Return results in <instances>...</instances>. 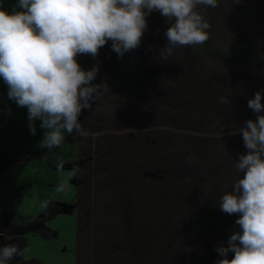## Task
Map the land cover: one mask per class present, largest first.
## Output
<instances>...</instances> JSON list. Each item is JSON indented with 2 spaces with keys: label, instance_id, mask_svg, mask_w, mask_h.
Segmentation results:
<instances>
[{
  "label": "trees",
  "instance_id": "obj_1",
  "mask_svg": "<svg viewBox=\"0 0 264 264\" xmlns=\"http://www.w3.org/2000/svg\"><path fill=\"white\" fill-rule=\"evenodd\" d=\"M195 10L211 25L209 39L177 46L167 59L160 50L167 44L169 22L159 11L146 17L147 30L136 49L119 56L108 41L97 57H76L85 71L98 67L92 84H104L97 101L82 109L79 117L86 133L101 136L95 148L77 140L76 264H159L169 247H180L169 240V234L191 213L203 210L206 215L200 226L209 233L195 239L196 245L180 264H203L219 256L214 259L218 261L224 257L216 249L227 247L228 240L216 233L225 229L232 235L240 229L235 223L239 214H221L220 206H215L214 198L206 199L201 187L204 181H227L233 169L236 174L235 164L247 151L240 127L264 115L248 107L257 91L262 92L264 104V23L260 21L264 0H217V7L198 5ZM225 28L247 35L237 44L222 45L214 37ZM97 107L123 111L93 118ZM133 134L139 135L135 142L130 138ZM99 193L101 204L94 207L109 214L111 229L105 228L104 237L114 239V227L121 231L112 242L115 254L107 258L98 250L93 256L83 252L80 238ZM63 212V207L50 205L34 223L36 233L52 239L43 225ZM4 223L5 218H0V226ZM18 231L10 238L0 237V247L14 244L26 249L27 239ZM120 251H128L129 257L118 259ZM233 256L229 252L227 258ZM8 264L42 263L18 255Z\"/></svg>",
  "mask_w": 264,
  "mask_h": 264
},
{
  "label": "clouds",
  "instance_id": "obj_2",
  "mask_svg": "<svg viewBox=\"0 0 264 264\" xmlns=\"http://www.w3.org/2000/svg\"><path fill=\"white\" fill-rule=\"evenodd\" d=\"M198 5L214 8L217 0H18V11L0 8V78L8 97L27 108L32 135L35 121H41L46 148L60 146L65 133L86 135L78 117L97 101L104 84H92L98 67L83 70L77 55L95 58L108 41L119 56L136 49L153 11L169 22L163 59L177 46L204 44L211 25L195 10ZM261 101L257 91L248 107L262 113ZM239 132L247 150L235 164L242 177L219 206L226 214H239L240 231L229 237L227 247L216 249L224 257L216 264H264V115L247 120ZM25 251L14 244L0 247V264Z\"/></svg>",
  "mask_w": 264,
  "mask_h": 264
},
{
  "label": "rangeland",
  "instance_id": "obj_3",
  "mask_svg": "<svg viewBox=\"0 0 264 264\" xmlns=\"http://www.w3.org/2000/svg\"><path fill=\"white\" fill-rule=\"evenodd\" d=\"M17 2L18 0H0V8L9 13L18 11ZM260 21L264 23V16L260 17ZM217 33L218 35L214 37L215 41L222 45L237 44L247 35L244 30L234 28L220 29ZM253 39L259 40V38H251ZM121 111L123 110L105 108L101 110L97 107L92 117L97 118L109 112L119 115L122 114ZM40 124V120L35 121L36 135H32L29 130L27 108L17 106L14 100L9 99L8 86L0 78V218H5V223L0 226L2 233L0 237L10 238L18 230L20 234H24L27 247L23 258L26 261L38 260L42 264H76L77 140L80 139L85 147L91 142L95 148L101 135L77 133L71 136L65 133L63 143L49 149L43 145L44 130L41 129ZM136 136L139 137L133 134L130 137L131 140L136 141L138 139ZM229 173H232V176L225 182L218 180L203 182L201 192L208 195L206 199L214 198L215 206H219L220 201L216 198L222 196L226 189L233 187L234 183L242 177L238 170L236 174L234 169ZM97 195L93 200V208L89 212L90 218L85 224V232L80 238L84 246L83 252L93 256L92 254L98 250L107 258V255H111L109 253L115 254L112 242L121 231L114 227V234L112 233L114 239L107 240L104 237V234L106 235L104 230H107L105 228H109L106 220L109 214L105 216L101 209L94 207L101 204V193ZM50 205L61 206L64 212L44 223V229L54 235L48 240L36 233L34 223L48 211ZM203 211L191 213V217L178 223L177 228L169 234L168 238L180 247H169V252L161 255L159 264H180L191 247L196 245V241L200 240L201 235L209 233V231H203L200 226L206 215ZM219 211L226 215L221 209ZM216 234L222 236L220 238L222 240L226 238L228 240L231 236L225 229ZM120 252L118 259L124 261L129 257L128 251ZM218 258H212L213 260L210 259V262L203 264H216L217 260L214 259Z\"/></svg>",
  "mask_w": 264,
  "mask_h": 264
},
{
  "label": "crops",
  "instance_id": "obj_4",
  "mask_svg": "<svg viewBox=\"0 0 264 264\" xmlns=\"http://www.w3.org/2000/svg\"><path fill=\"white\" fill-rule=\"evenodd\" d=\"M1 233V232H0Z\"/></svg>",
  "mask_w": 264,
  "mask_h": 264
}]
</instances>
